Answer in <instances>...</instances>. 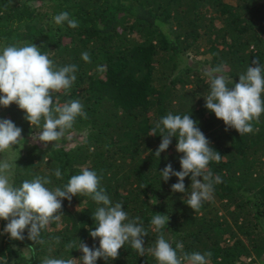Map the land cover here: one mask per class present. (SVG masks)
I'll list each match as a JSON object with an SVG mask.
<instances>
[{"label":"trees","instance_id":"trees-1","mask_svg":"<svg viewBox=\"0 0 264 264\" xmlns=\"http://www.w3.org/2000/svg\"><path fill=\"white\" fill-rule=\"evenodd\" d=\"M64 11L77 20L76 28L55 24L53 17ZM31 43L57 68L77 66L68 93H54L53 100H79L87 119L77 117L70 140L44 145L32 141L41 129L30 125L23 110L15 103L0 106V116L25 138L9 157H18L13 183L47 176L52 183L46 186L54 189L84 168L94 170L113 205L122 202L129 219L139 217L148 232L144 256L126 243L117 259L98 258L96 264H158L147 251L159 235L151 225L156 213L169 215L162 231L173 248L183 244L178 255L210 252L208 264H264V114L253 121L251 133L240 136L226 129L204 99L210 91L207 70L223 66V75L238 82L252 60L264 66V0H0V48ZM84 52L91 63L82 59ZM101 65L104 72L97 70ZM168 113L190 115L221 154L219 163L208 166L213 198L197 211L186 204L191 174L181 193L171 188L176 176L164 181L160 173L169 163L181 170L176 138L157 157L162 137L158 130L149 135ZM62 204L61 219L41 230L38 243L27 238V228L23 241L10 239L3 232L7 221L0 219V257L7 264H42L45 258L82 264L80 241L99 247L89 229L102 205L83 196Z\"/></svg>","mask_w":264,"mask_h":264},{"label":"clouds","instance_id":"clouds-1","mask_svg":"<svg viewBox=\"0 0 264 264\" xmlns=\"http://www.w3.org/2000/svg\"><path fill=\"white\" fill-rule=\"evenodd\" d=\"M53 19L57 25L66 22L71 28L78 26L77 20L71 18L67 11ZM82 59L91 63L88 52L82 53ZM251 65L239 75L238 82L223 75V66L204 73L210 85L208 95L204 96L205 107L224 122L226 129L234 128L240 136L251 133L253 121H259L264 114V66L257 58ZM97 70L104 72L106 68L101 65ZM76 71L74 64L57 68L48 54L42 53L34 43L0 48V106L7 108L15 103L24 111L30 125L41 129L32 136L33 142L47 145L62 139L70 140L67 133L77 117L87 119V113L79 100L60 105L54 103L53 94L61 91L67 94L76 80ZM157 130L162 140L155 156L160 157L161 152L169 148L173 137L177 140V152L183 153L179 160L181 170L174 171L169 163L160 172L162 179L167 181L176 176L178 182L172 184V191L185 193L184 179L191 174L192 191L186 204L194 211L199 210L203 201L213 198V174L208 166L213 161L219 163L221 154L210 146L197 121L188 114L168 113L155 124L149 135H157ZM24 143L22 129L11 119H0V153L10 152L15 146L23 148ZM15 161L0 159V219L7 221L3 232L9 234L10 239L23 241L27 228V238L34 243L40 242L41 230L61 219L63 199L71 202L74 196H83L102 206L97 207L92 215L97 222L94 230L89 229L93 239L99 238V247L90 248L80 241L77 248L83 253L82 264H96L98 258L115 260L126 243H130L139 256L145 255L144 237L148 232L142 221L139 217L129 219L122 202L113 205L101 187L102 177L96 171L84 168L80 174L72 175L63 187L54 189L46 186L52 183L47 176H35L31 181L24 180L20 186H15L12 181ZM54 175L57 179L62 178L59 169ZM215 182H220L218 177ZM168 221L169 215L161 213H156L151 219V225L159 235L155 246L147 251L158 264H184L185 261L187 264H208L206 257L211 256L210 252L178 255L177 249L182 251L183 244L177 242L173 248L162 231L168 226ZM56 241L59 243L60 237H56ZM66 247L72 250L74 245ZM0 264H7L6 258L0 257ZM42 264H76V261L72 258H45Z\"/></svg>","mask_w":264,"mask_h":264},{"label":"rangeland","instance_id":"rangeland-1","mask_svg":"<svg viewBox=\"0 0 264 264\" xmlns=\"http://www.w3.org/2000/svg\"><path fill=\"white\" fill-rule=\"evenodd\" d=\"M0 119H3V117L2 116H0ZM7 154L5 155H1V153H0V159H9V157H12V151H10V152H6Z\"/></svg>","mask_w":264,"mask_h":264}]
</instances>
